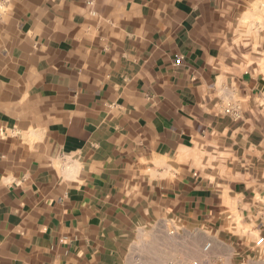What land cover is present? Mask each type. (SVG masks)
Here are the masks:
<instances>
[{
	"label": "crops",
	"instance_id": "0c3cea01",
	"mask_svg": "<svg viewBox=\"0 0 264 264\" xmlns=\"http://www.w3.org/2000/svg\"><path fill=\"white\" fill-rule=\"evenodd\" d=\"M252 22L264 0H6L0 264H264Z\"/></svg>",
	"mask_w": 264,
	"mask_h": 264
},
{
	"label": "rangeland",
	"instance_id": "374dc122",
	"mask_svg": "<svg viewBox=\"0 0 264 264\" xmlns=\"http://www.w3.org/2000/svg\"><path fill=\"white\" fill-rule=\"evenodd\" d=\"M261 25L259 26H254V22H252V25L251 27H248V28H252L253 27V30L256 29L257 33L258 32H263L264 33V22L263 23H260ZM249 25V24H248ZM253 34V33H252ZM255 38H251L252 41H254ZM263 45H264V37H263ZM236 221L238 220V218L235 219ZM229 232H232L234 233L236 236H240L242 238H245L246 236L248 237V229H245V228H242V226H240L239 228H235L234 230L232 231H229ZM222 233V231H216V234H218L220 236V234ZM254 236L255 233L254 232H251V236ZM185 264V263H184Z\"/></svg>",
	"mask_w": 264,
	"mask_h": 264
},
{
	"label": "built area",
	"instance_id": "2783aa9c",
	"mask_svg": "<svg viewBox=\"0 0 264 264\" xmlns=\"http://www.w3.org/2000/svg\"><path fill=\"white\" fill-rule=\"evenodd\" d=\"M86 2L88 4H90L92 2V0H86ZM6 7V0H0V17L1 14L4 12ZM264 241V237H258L257 240L255 241L256 245H261ZM208 247V245L206 246V248ZM193 264H196V262H193Z\"/></svg>",
	"mask_w": 264,
	"mask_h": 264
}]
</instances>
